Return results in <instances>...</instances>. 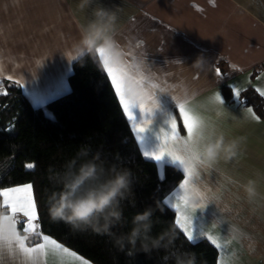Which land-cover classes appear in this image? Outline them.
Listing matches in <instances>:
<instances>
[{"label": "crops", "instance_id": "obj_1", "mask_svg": "<svg viewBox=\"0 0 264 264\" xmlns=\"http://www.w3.org/2000/svg\"><path fill=\"white\" fill-rule=\"evenodd\" d=\"M81 3L82 0H0V92L3 80H11L33 106H43L68 91L67 77L76 58L71 49L79 37L78 25L91 19L96 6L93 3L81 9ZM99 3L116 12L115 40L123 60L144 80V88L154 94L158 105L151 116L144 114L143 119L151 123L139 141L126 117L141 153L156 150L159 129L166 127L165 120L175 113V103L158 89L170 95L185 89L194 91L192 106L196 112L227 138L244 137L237 158L221 160L213 168L197 166V178L189 186L187 210L183 205L173 207V193L183 194L179 190L183 175L166 193L164 202L168 201L166 204L174 210L175 223L178 213L192 217L189 231L193 240L205 238L216 247L215 264H264V115L260 116L245 100L246 106L253 109V113H247L232 99L230 87L240 89L241 94L252 88L264 99V0ZM217 71L223 76H218ZM217 91L226 98L227 108L212 99ZM146 102L151 104L150 100ZM132 113L136 123H141L139 108L134 107ZM176 115L179 117L178 112ZM177 124L181 135H186L179 119ZM163 166L157 165L160 177ZM247 179L257 181L260 193L251 202L244 198L239 186ZM26 184L29 183L10 187ZM197 191L201 196L192 194ZM198 201L205 207L193 212L192 206ZM78 255L86 264H94ZM0 264L65 262L52 253L33 262L5 249L0 251Z\"/></svg>", "mask_w": 264, "mask_h": 264}, {"label": "trees", "instance_id": "obj_2", "mask_svg": "<svg viewBox=\"0 0 264 264\" xmlns=\"http://www.w3.org/2000/svg\"><path fill=\"white\" fill-rule=\"evenodd\" d=\"M68 91L43 106H33L20 86L3 80L0 92V189L22 183L33 186L40 216V231L94 264H215L217 249L207 239L189 241L177 227L174 210L164 202L167 192L182 179L175 166H163V179L154 161L146 159L136 142L107 73L96 52L76 57L67 77ZM242 96L264 115V99L252 88ZM99 154L105 167L131 172L134 206L124 201L127 221L114 232H127L131 217L147 206L154 208L152 235L173 227L174 242L167 248L140 253L133 258L118 252L109 237L92 232H73L54 223L47 212L48 197L59 190L58 181L69 162ZM32 164V168L28 165ZM38 240L31 235L30 242Z\"/></svg>", "mask_w": 264, "mask_h": 264}, {"label": "clouds", "instance_id": "obj_3", "mask_svg": "<svg viewBox=\"0 0 264 264\" xmlns=\"http://www.w3.org/2000/svg\"><path fill=\"white\" fill-rule=\"evenodd\" d=\"M93 3L96 6L92 10L91 19L78 25L79 37L73 43L71 51L78 58L102 48L109 55L110 62L114 66H120L123 53L115 40L118 16L115 11L100 4L99 0H82L80 8L89 7ZM157 91L169 96L174 103L193 109L199 124L194 131L191 151L199 154L202 162L200 166L213 168L221 160H233L241 154L244 137L227 138L222 130H218L196 112L192 106L196 96L194 91L185 89L176 95H170L164 90ZM145 92L152 94L150 90L130 80L125 81L124 96L129 103L140 100ZM58 184L59 190L53 191L48 197V216L52 222L63 223L73 232L90 231L107 236L113 247L129 258L140 253L150 255L153 251L167 248L176 239L172 226L152 235L155 224V210L152 206L145 207L131 217V227L127 232L113 231L127 223L123 202L129 201L130 206H134L131 172L124 168H106L99 154L83 159L78 166L69 162ZM239 186L244 198L250 202L260 195L254 179L239 182ZM16 236L13 226L0 218V240H14ZM184 264H192V261H185Z\"/></svg>", "mask_w": 264, "mask_h": 264}, {"label": "snow or ice", "instance_id": "obj_4", "mask_svg": "<svg viewBox=\"0 0 264 264\" xmlns=\"http://www.w3.org/2000/svg\"><path fill=\"white\" fill-rule=\"evenodd\" d=\"M96 53L99 57V61L103 63V70L107 73L111 86L116 96L119 98V103L122 106L123 112L127 119L131 121L132 129L139 141L140 137L148 130V126L151 123L149 119H143L144 114L147 113L151 116L153 109L158 107L156 101L153 99L154 94L149 95L145 92L140 100L129 103L124 96L125 81L130 80L132 83L144 88V80L138 77L135 72L128 69L125 60L121 62L120 66H114L110 62L109 55L104 49L98 48ZM217 75L223 76L219 71H217ZM230 87L232 89V99L244 107L247 113H253V109L246 106V101L241 94V90L232 85H230ZM212 99L220 106L227 108L228 102L220 91L215 92ZM147 100H150L151 104L147 103ZM134 107H138L141 113L142 120L139 124L136 123L132 113ZM176 112L179 113V117H177ZM253 118L259 119L257 116H253ZM178 119L182 122L183 131L186 134L184 136L181 135L178 128ZM198 124L199 121L193 114V109L184 104L175 103V113L167 117L165 120L166 127H161L156 135V139L158 140L156 150L152 152H142V155L146 159L155 161L159 167H161V165H172L178 170H182L183 179L179 184V190L182 191L183 194L178 195L175 192L173 193V198L176 201L173 207L177 209L183 205L187 210L188 200L190 198L189 186L193 184L194 180L197 178V166L202 164L199 154L191 151L194 131ZM32 167V164L28 165V168ZM161 179H163V177H161ZM192 194L198 197L201 196V193L198 191ZM165 203H168V201H165ZM204 207V204L198 201L192 206V211L194 212L197 208L202 211ZM0 218L10 223L17 232V236L14 240H0V251L5 249L9 252L16 251L22 254L27 260L33 262L43 257L46 253H52L53 255L59 256L65 264H72L74 261H80L81 264H86V262L82 261V257L75 251L64 246V244L58 242L57 239L40 231V216L37 202L33 194L32 184L0 189ZM191 219V216L181 215L179 213L176 219L177 227L185 234L189 241L194 239L193 234L189 231ZM24 233L28 235H24ZM33 234L39 238L34 246L30 242L31 235ZM217 247H219V245H217Z\"/></svg>", "mask_w": 264, "mask_h": 264}]
</instances>
